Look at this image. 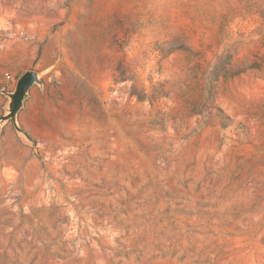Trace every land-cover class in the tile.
<instances>
[{"label": "rangeland", "instance_id": "1", "mask_svg": "<svg viewBox=\"0 0 264 264\" xmlns=\"http://www.w3.org/2000/svg\"><path fill=\"white\" fill-rule=\"evenodd\" d=\"M29 70L0 264H264V0L2 4L0 117Z\"/></svg>", "mask_w": 264, "mask_h": 264}, {"label": "water", "instance_id": "2", "mask_svg": "<svg viewBox=\"0 0 264 264\" xmlns=\"http://www.w3.org/2000/svg\"><path fill=\"white\" fill-rule=\"evenodd\" d=\"M36 84L39 86L42 85L41 75L38 72L29 70L19 78L15 91L10 93L1 91L9 98V100L6 114L0 117V126L11 121L15 129L22 132L18 125V116L24 108V103L29 97L30 90Z\"/></svg>", "mask_w": 264, "mask_h": 264}, {"label": "trees", "instance_id": "3", "mask_svg": "<svg viewBox=\"0 0 264 264\" xmlns=\"http://www.w3.org/2000/svg\"><path fill=\"white\" fill-rule=\"evenodd\" d=\"M225 68H226V65L224 63V58L221 57L219 59V62L215 66V70H214V73H213V75L215 76V78H219L220 76H225L226 78L229 77V76L230 77L233 76L234 73H232V74L226 73V71H225L226 69ZM259 68H260L259 65H251L249 67H246V68L242 69V71L240 73H242L243 71H245L247 69H259ZM240 73L237 72L236 75L237 74H240Z\"/></svg>", "mask_w": 264, "mask_h": 264}, {"label": "built area", "instance_id": "4", "mask_svg": "<svg viewBox=\"0 0 264 264\" xmlns=\"http://www.w3.org/2000/svg\"><path fill=\"white\" fill-rule=\"evenodd\" d=\"M5 78H6V80L9 82V83H11V84H13V85H15L16 83H17V80H16V78L13 76V74H11L10 72H7V73H5Z\"/></svg>", "mask_w": 264, "mask_h": 264}, {"label": "bare ground", "instance_id": "5", "mask_svg": "<svg viewBox=\"0 0 264 264\" xmlns=\"http://www.w3.org/2000/svg\"><path fill=\"white\" fill-rule=\"evenodd\" d=\"M17 0H0V5L5 4V5H11L14 4Z\"/></svg>", "mask_w": 264, "mask_h": 264}]
</instances>
